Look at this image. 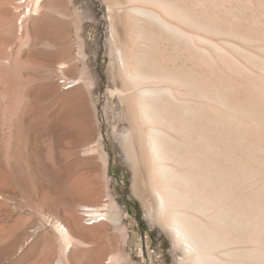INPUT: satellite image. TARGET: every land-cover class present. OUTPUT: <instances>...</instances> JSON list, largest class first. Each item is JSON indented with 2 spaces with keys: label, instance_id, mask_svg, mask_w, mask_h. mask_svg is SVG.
I'll return each mask as SVG.
<instances>
[{
  "label": "rangeland",
  "instance_id": "374dc122",
  "mask_svg": "<svg viewBox=\"0 0 264 264\" xmlns=\"http://www.w3.org/2000/svg\"><path fill=\"white\" fill-rule=\"evenodd\" d=\"M36 1L0 0V264H190L158 213L136 108L121 94L126 0ZM79 96L85 117L68 121ZM87 207L108 216L93 224Z\"/></svg>",
  "mask_w": 264,
  "mask_h": 264
},
{
  "label": "bare ground",
  "instance_id": "6f19581e",
  "mask_svg": "<svg viewBox=\"0 0 264 264\" xmlns=\"http://www.w3.org/2000/svg\"><path fill=\"white\" fill-rule=\"evenodd\" d=\"M249 1L126 0L119 9L133 27L125 43L117 34L121 94L136 108L158 213L190 264H264V11ZM82 98L71 99L68 121L85 117ZM136 138L123 137L128 156ZM86 210L93 224L108 216ZM55 228L71 248L68 229Z\"/></svg>",
  "mask_w": 264,
  "mask_h": 264
},
{
  "label": "built area",
  "instance_id": "2783aa9c",
  "mask_svg": "<svg viewBox=\"0 0 264 264\" xmlns=\"http://www.w3.org/2000/svg\"><path fill=\"white\" fill-rule=\"evenodd\" d=\"M87 210H85V212H86Z\"/></svg>",
  "mask_w": 264,
  "mask_h": 264
}]
</instances>
